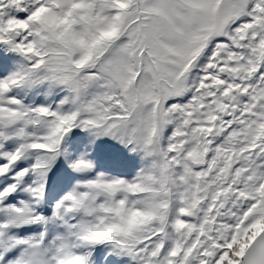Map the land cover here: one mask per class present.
I'll list each match as a JSON object with an SVG mask.
<instances>
[{"label": "snow or ice", "instance_id": "obj_1", "mask_svg": "<svg viewBox=\"0 0 264 264\" xmlns=\"http://www.w3.org/2000/svg\"><path fill=\"white\" fill-rule=\"evenodd\" d=\"M0 264H264V0H0Z\"/></svg>", "mask_w": 264, "mask_h": 264}]
</instances>
